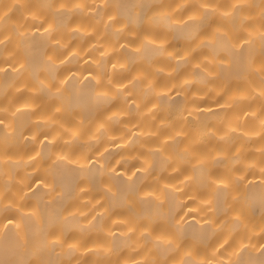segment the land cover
<instances>
[{
	"label": "bare ground",
	"instance_id": "1",
	"mask_svg": "<svg viewBox=\"0 0 264 264\" xmlns=\"http://www.w3.org/2000/svg\"><path fill=\"white\" fill-rule=\"evenodd\" d=\"M0 264H264V0H0Z\"/></svg>",
	"mask_w": 264,
	"mask_h": 264
}]
</instances>
